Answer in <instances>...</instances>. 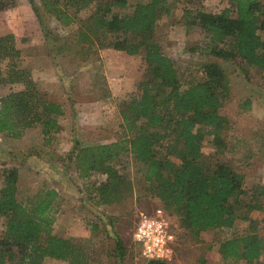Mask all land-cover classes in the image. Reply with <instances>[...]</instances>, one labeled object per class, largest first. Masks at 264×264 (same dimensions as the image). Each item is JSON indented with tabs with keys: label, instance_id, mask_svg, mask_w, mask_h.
Instances as JSON below:
<instances>
[{
	"label": "rangeland",
	"instance_id": "1",
	"mask_svg": "<svg viewBox=\"0 0 264 264\" xmlns=\"http://www.w3.org/2000/svg\"><path fill=\"white\" fill-rule=\"evenodd\" d=\"M107 1L95 0L81 11L71 9L75 22L67 27L45 10L41 0H12L9 7L0 10V29L13 26L23 34L25 49L35 52L33 57L23 59L24 64L39 68L35 74L40 81L48 77L57 84L55 80L60 77L58 90L54 92L71 104L67 115L61 118L62 127L50 141L42 134L40 125L25 130L26 143L34 145L26 151L8 152L9 148H14L11 142L17 138H0V176L16 170L18 199L24 202L43 188L57 190L53 232L79 246L85 257L84 264H147L148 260L137 253L133 233L140 212L151 213L157 207L167 212L178 233L177 257L169 264H229L219 251L221 242L252 232L264 236V209L252 210L249 219L244 218L247 210L242 209V219L232 228L194 233L182 222L183 206L176 210L166 203L162 186L146 180L147 165L136 160L131 152L126 151L107 162L123 178L122 186L115 193L105 190L102 195L100 192L103 184L113 181L109 172L100 168L85 176L78 168L77 154L82 147L132 138L145 125V119L136 117L134 128L129 129L121 112L140 95L143 80L151 81L154 92L159 97L163 95L160 81L152 67L145 64L143 53L129 55L109 48L116 53L104 55L95 42L84 50L75 45L78 32L91 26L93 31L98 30L97 23L105 13ZM147 1L128 0L127 8H113L108 16L113 12L130 13L138 2ZM228 2L168 0L156 29L138 38L151 40L173 58L184 86L208 80L210 76L203 70L205 65L220 66L225 77L218 78L222 85L217 88L222 94V121L216 128L210 127V132L203 122L196 123V129L206 132L203 137L205 169L210 171L223 163L241 172L245 178L246 200L264 205V196L253 195L254 188L258 187L256 190L260 192L264 187V69L249 66L242 70L233 61L211 54V33L190 23L196 12L218 13ZM40 17L45 26L40 24ZM103 35L100 34L98 40L106 38ZM94 36L97 37L96 33ZM16 61L20 67V58ZM8 62L7 59L0 61V98L23 88L22 84L4 82ZM108 79L113 81V91ZM90 95L101 99L80 105ZM175 126L172 121L167 123L166 130H151L164 135L155 146L157 156L180 162L167 152V145L176 135ZM164 172L168 176L165 168ZM2 184L3 178H0ZM5 224L6 218L0 216V232ZM260 262L264 264V254ZM43 264L71 263L47 257ZM232 264H246V261Z\"/></svg>",
	"mask_w": 264,
	"mask_h": 264
},
{
	"label": "trees",
	"instance_id": "2",
	"mask_svg": "<svg viewBox=\"0 0 264 264\" xmlns=\"http://www.w3.org/2000/svg\"><path fill=\"white\" fill-rule=\"evenodd\" d=\"M94 1L41 0V5L67 27L75 22L71 9L81 11ZM166 1L138 2L132 12H113L109 17L111 9H125L129 4L128 0H108L105 13L97 23L98 30L93 31L91 26L76 34L75 45L83 50L89 49L95 42L99 50L113 48L129 55L143 53L145 64L152 67L163 91L159 97L151 81L143 80L140 95L134 97L121 112L129 129L134 128L136 117L145 119V125L132 138L82 147L77 154L78 168L85 176L100 168L109 172L113 181L103 184L100 192L102 195L105 190L115 193L122 186L123 178L107 162L129 151L136 160L147 165L146 180L162 186L166 203L176 210L183 206L185 215L182 222L191 231L200 233L213 228H232L242 219V209L247 210L246 219L252 210H263L264 205L259 201L246 200L245 178L241 172L223 163L213 170L205 169L203 137L206 132L196 129V123L203 122L209 127L207 132H210V127L220 125L222 94L217 88L222 85L218 78H225L224 73L218 64H207L203 70L210 76L208 80L184 86L173 58L151 40L148 42L145 38H138V35L156 29L165 13ZM9 2L12 0H0V10L9 7ZM262 2L229 0L218 13L196 12L190 23L211 33V54L233 61L242 70L249 66L264 69ZM34 8L38 12V8ZM41 19L39 22L44 25ZM100 34L106 38L98 40ZM19 56L15 35L0 36V61H9L4 82L24 85L21 90L0 98V132L20 138L26 129L40 125L42 134L50 141L61 128L57 117L64 114V108L60 103L44 98L31 71L17 65ZM172 121L176 124V135L167 145V152L180 162L169 158L163 160L155 152V146L164 135L151 128L166 130L167 123ZM15 176V169L0 176L3 178L0 185V216L6 218L5 228L0 232V264H43L47 257L71 264H84L85 257L79 246L53 232L59 198L57 190L43 188L28 197L26 202L20 201ZM256 188L253 195L264 196V187L260 192ZM219 251L229 264L242 260L246 264H262L264 236L252 232L227 238L221 242ZM147 264L169 263L148 260Z\"/></svg>",
	"mask_w": 264,
	"mask_h": 264
},
{
	"label": "built area",
	"instance_id": "3",
	"mask_svg": "<svg viewBox=\"0 0 264 264\" xmlns=\"http://www.w3.org/2000/svg\"><path fill=\"white\" fill-rule=\"evenodd\" d=\"M138 254L145 260L172 262L177 257L178 233L170 216L157 207L151 213L140 212L133 233Z\"/></svg>",
	"mask_w": 264,
	"mask_h": 264
},
{
	"label": "crops",
	"instance_id": "4",
	"mask_svg": "<svg viewBox=\"0 0 264 264\" xmlns=\"http://www.w3.org/2000/svg\"><path fill=\"white\" fill-rule=\"evenodd\" d=\"M11 33H13L15 35L16 45H17V48L20 50V56H19L20 61L19 62H20V64L22 63V65H20V67L31 71V74H32L34 80L38 83V86H39V88L42 92V95L44 96L45 99H47L49 101H54V102L60 103L63 106L64 114L57 117L58 121L62 127L61 118L65 117L67 115V111L70 108L71 104H70V102H65L67 100H65V97L63 95H59V94H56L54 92L55 90H58L57 85L59 84L58 81L60 80V77H59V80H55L57 82V84L50 82L51 80L48 79V77H45L46 79L44 81L43 80L40 81V79H38L36 74H35V72L39 68H35V66L29 65V64H24L23 59L27 56L33 57L35 55V52H34V50H32L30 48L25 49L26 46H24V44L22 43L23 34H21L20 31L15 29L13 26H7L6 28L4 27V28L0 29V36L11 34ZM29 34H30V32H29ZM101 50L103 51L104 55L116 53V52H111L112 50H110L109 48L108 49H101ZM113 51H116V49H113ZM108 82H109V87H110L111 91H113L112 90L113 89V86H112L113 81L111 79H108ZM16 84H19V83H16ZM19 85L21 86V84H19ZM22 87H24V85ZM11 92H13V91H11ZM8 93H10V92H8ZM8 93H6V94H8ZM111 93H113V92H111ZM92 95H93V93H92ZM98 98L99 97H95V96L90 95V98L87 99L86 101H82V103H80V105L81 104L88 105L89 103H91L93 101H97V100L101 99V98H99V99ZM7 136H9V135L6 132H0V138L2 140H3V138L7 139ZM26 141H28V138L25 137L24 135L21 138L14 139V142H11V143H14V148H9L8 152H15L16 153V152L23 151V150L26 151V150H29V149L34 147L33 143L29 142L30 144H28V143H26ZM62 237H64V236H62ZM64 238H67V237H64Z\"/></svg>",
	"mask_w": 264,
	"mask_h": 264
}]
</instances>
